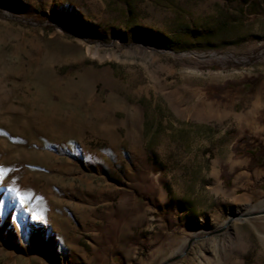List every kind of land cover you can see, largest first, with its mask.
Segmentation results:
<instances>
[{
    "label": "rangeland",
    "instance_id": "374dc122",
    "mask_svg": "<svg viewBox=\"0 0 264 264\" xmlns=\"http://www.w3.org/2000/svg\"><path fill=\"white\" fill-rule=\"evenodd\" d=\"M0 264H264V0H0Z\"/></svg>",
    "mask_w": 264,
    "mask_h": 264
}]
</instances>
